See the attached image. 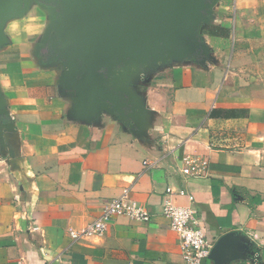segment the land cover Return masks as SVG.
Segmentation results:
<instances>
[{"label": "crops", "instance_id": "0c3cea01", "mask_svg": "<svg viewBox=\"0 0 264 264\" xmlns=\"http://www.w3.org/2000/svg\"><path fill=\"white\" fill-rule=\"evenodd\" d=\"M231 3L217 0L201 26L205 64L169 63L141 78L142 135L107 111L73 117L60 65H37L16 44L0 48L11 122L0 135V264H184L160 201L180 184L186 154L207 162L185 183L204 235L214 243L241 233L247 257L227 264H264V72L239 55V0ZM124 188L153 216L116 215L105 232L73 240L69 230L85 229Z\"/></svg>", "mask_w": 264, "mask_h": 264}, {"label": "water", "instance_id": "95a60500", "mask_svg": "<svg viewBox=\"0 0 264 264\" xmlns=\"http://www.w3.org/2000/svg\"><path fill=\"white\" fill-rule=\"evenodd\" d=\"M32 1L50 11L41 59L63 68L59 87L72 95L77 119L96 120L107 111L142 135L147 110L136 88L141 78L171 62L203 65L210 58L200 29L217 0H0V48L5 23L24 15ZM10 125L0 90V135ZM243 241L241 233L228 231L208 258L214 264L246 258Z\"/></svg>", "mask_w": 264, "mask_h": 264}, {"label": "built area", "instance_id": "2783aa9c", "mask_svg": "<svg viewBox=\"0 0 264 264\" xmlns=\"http://www.w3.org/2000/svg\"><path fill=\"white\" fill-rule=\"evenodd\" d=\"M144 164L150 163L145 159ZM178 170L180 184L176 188L166 186L161 195L160 212L177 235L184 264H201L208 258L213 242L204 235L197 218L194 194L185 183L189 177L205 175L207 162L201 157L186 154L181 158ZM121 214L137 221H147L153 216L146 206L129 199L128 188H124L120 196L102 203L99 215L85 229L69 230V234L73 240L84 235L101 234L107 229L110 219Z\"/></svg>", "mask_w": 264, "mask_h": 264}, {"label": "rangeland", "instance_id": "374dc122", "mask_svg": "<svg viewBox=\"0 0 264 264\" xmlns=\"http://www.w3.org/2000/svg\"><path fill=\"white\" fill-rule=\"evenodd\" d=\"M231 1L233 8L235 0ZM49 22V9L32 1L24 15L5 23L6 43L2 47L21 46L37 65L44 67L39 45ZM239 55L249 57L250 60L244 63L247 69L264 72V0H239Z\"/></svg>", "mask_w": 264, "mask_h": 264}, {"label": "flooded vegetation", "instance_id": "af4514ba", "mask_svg": "<svg viewBox=\"0 0 264 264\" xmlns=\"http://www.w3.org/2000/svg\"><path fill=\"white\" fill-rule=\"evenodd\" d=\"M40 52H41V55H42V54L44 55V54L47 52V48H41V49H40Z\"/></svg>", "mask_w": 264, "mask_h": 264}]
</instances>
